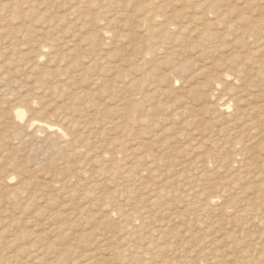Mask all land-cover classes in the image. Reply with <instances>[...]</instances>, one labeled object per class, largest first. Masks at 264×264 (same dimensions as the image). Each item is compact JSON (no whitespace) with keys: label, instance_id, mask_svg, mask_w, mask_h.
<instances>
[{"label":"rangeland","instance_id":"374dc122","mask_svg":"<svg viewBox=\"0 0 264 264\" xmlns=\"http://www.w3.org/2000/svg\"><path fill=\"white\" fill-rule=\"evenodd\" d=\"M0 264H264V0H0Z\"/></svg>","mask_w":264,"mask_h":264},{"label":"bare ground","instance_id":"6f19581e","mask_svg":"<svg viewBox=\"0 0 264 264\" xmlns=\"http://www.w3.org/2000/svg\"><path fill=\"white\" fill-rule=\"evenodd\" d=\"M151 8L149 9L150 10V12L148 13L149 15H147V18H146V20L148 21V22H150V23H154L155 21H156V17L157 16H154L153 15V12H155V9H156V6H154V3H151ZM158 8V7H157ZM208 8V7H207ZM214 8H215V6H214ZM73 13V12H72ZM159 17V16H158ZM113 23V22H112ZM152 25V24H151ZM170 27V26H169ZM177 28V27H176ZM212 35V34H211ZM210 36V35H209ZM214 37L215 36H213V39H214ZM177 38V37H176ZM216 38V37H215ZM250 38H252V37H250ZM258 40V39H257ZM165 41H166V39H165ZM153 42H154V40H153ZM214 42H215V39H214ZM149 46V49H154V45L153 44H150V45H148ZM42 48H43V46H41ZM211 47V46H210ZM159 48V47H158ZM157 49V48H156ZM155 50V49H154ZM148 53H149V51H148ZM178 75V74H177ZM136 89V88H135ZM142 91V90H141ZM15 94V93H14ZM44 94V93H43ZM190 94V93H189ZM29 98V97H28ZM147 101V100H146ZM137 104V103H136ZM139 107V106H138ZM221 107V106H220ZM223 107V106H222ZM164 108V107H163ZM14 110V109H13ZM223 111V110H222ZM80 112V111H79ZM238 117V116H237ZM101 120V119H100ZM132 120H133V118H132ZM52 126H53V124H52ZM54 126H56V125H54ZM58 126V125H57ZM42 127V129H43V127H46V128H50V127H48L47 125H43V126H41ZM59 127V126H58ZM64 127V126H63ZM21 128V127H20ZM40 128V127H39ZM59 129V128H58ZM61 129V128H60ZM55 131V130H54ZM53 134V133H52ZM50 136V135H49ZM48 139V138H47ZM9 177V176H8Z\"/></svg>","mask_w":264,"mask_h":264}]
</instances>
